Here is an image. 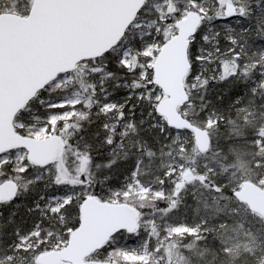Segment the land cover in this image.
Here are the masks:
<instances>
[{"label":"snow or ice","instance_id":"1","mask_svg":"<svg viewBox=\"0 0 264 264\" xmlns=\"http://www.w3.org/2000/svg\"><path fill=\"white\" fill-rule=\"evenodd\" d=\"M247 181L264 0H0V264H264Z\"/></svg>","mask_w":264,"mask_h":264},{"label":"water","instance_id":"2","mask_svg":"<svg viewBox=\"0 0 264 264\" xmlns=\"http://www.w3.org/2000/svg\"><path fill=\"white\" fill-rule=\"evenodd\" d=\"M239 198L244 200L253 212L264 216V190L258 188L251 181H247L240 190Z\"/></svg>","mask_w":264,"mask_h":264},{"label":"trees","instance_id":"3","mask_svg":"<svg viewBox=\"0 0 264 264\" xmlns=\"http://www.w3.org/2000/svg\"><path fill=\"white\" fill-rule=\"evenodd\" d=\"M255 174H256V173H255L254 171H252L251 169H248V170L246 171V175H250V176L254 177Z\"/></svg>","mask_w":264,"mask_h":264}]
</instances>
